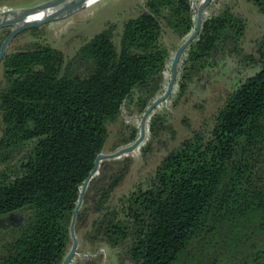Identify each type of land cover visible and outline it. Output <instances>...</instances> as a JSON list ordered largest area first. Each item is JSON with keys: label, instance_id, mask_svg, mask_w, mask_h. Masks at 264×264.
I'll return each mask as SVG.
<instances>
[{"label": "trees", "instance_id": "obj_1", "mask_svg": "<svg viewBox=\"0 0 264 264\" xmlns=\"http://www.w3.org/2000/svg\"><path fill=\"white\" fill-rule=\"evenodd\" d=\"M250 1L264 14V0ZM145 6L125 22L119 47L110 24L70 59L39 42L5 56L0 218L17 235L2 245L0 264L63 263L80 192L104 149L108 124L126 105L146 110L162 91L170 60L164 26L188 37L197 14L192 0ZM247 28L230 6L204 16L180 64L181 94L229 58L255 69L229 94L209 136L195 131L116 202L112 192L129 165L102 161L101 176L94 177L98 168L92 177L76 224L95 213L92 238L123 247L129 264H264V38L259 57L245 53ZM7 35L0 33V46ZM157 125L154 118V133Z\"/></svg>", "mask_w": 264, "mask_h": 264}, {"label": "rangeland", "instance_id": "obj_2", "mask_svg": "<svg viewBox=\"0 0 264 264\" xmlns=\"http://www.w3.org/2000/svg\"><path fill=\"white\" fill-rule=\"evenodd\" d=\"M46 1L49 0H0V12L32 7ZM147 1L98 0L67 18L48 23L40 28L23 31L11 43L9 52L26 49L31 43L39 42L62 50L67 59H70L82 45L110 24L116 25L114 40L119 47L125 22L147 10L145 6ZM192 1L197 14L198 6L202 0ZM225 6H230L235 13L242 15L247 20L248 28L241 45L245 53L259 57L257 50L259 41L264 38V14L250 0H212L206 6L204 16H212ZM11 29V27L4 28L0 30V33L7 34ZM186 38L178 37L164 26L162 43L170 51V60L165 73L163 89L151 103L166 91L171 77L172 60ZM254 70L244 62L229 58L207 79L194 81L184 94L180 93L179 83H176L171 96L159 104L148 117L146 135L142 142L130 152L104 160L117 168L129 165L124 179L112 192L113 201L116 202L120 197L134 191L137 185L144 184L149 177L154 175L157 166L168 152L179 146L184 139L192 137L195 131H202L209 136L214 127L216 116L225 106L229 94L240 80L251 75ZM1 80L0 71V82ZM145 111H140L134 105L124 106L117 120L108 124L109 135L102 153H113L132 144L141 134V121ZM154 118H158V132L156 133L151 130V122ZM165 127L167 128L165 129ZM134 135L136 136L135 140L127 142ZM101 164L98 174L94 177L101 176ZM2 167L3 165L0 164V168ZM88 190L89 186L85 194ZM95 216L96 214L92 211L86 212L84 220L76 224L79 245L77 254L70 264H129L125 261L123 247L113 248L92 238L89 231H91V223ZM16 235L17 232L7 220L0 218V255L2 254V245L11 241ZM71 246L72 238L67 253ZM205 259L209 260L210 257Z\"/></svg>", "mask_w": 264, "mask_h": 264}, {"label": "water", "instance_id": "obj_3", "mask_svg": "<svg viewBox=\"0 0 264 264\" xmlns=\"http://www.w3.org/2000/svg\"><path fill=\"white\" fill-rule=\"evenodd\" d=\"M212 0H202L198 6L197 17H196V25L194 31L186 38V40L179 46L177 49L174 58L171 63L170 72L171 77L168 82V86L166 91L157 97L146 109L144 116L141 121V134L140 136L130 145L125 146L113 153H100L96 157L95 164L93 169L91 170L89 176L84 181L82 186L78 203L76 205L71 225H70V233L72 238V246L69 252L66 254L62 264H70L78 250V237L76 235V222L78 212L83 204L84 195L87 190V187L94 176V174L98 171L100 163L104 160L118 157L126 152H130L134 150L145 138L146 135V122L148 117L152 114V112L157 108V106L163 102H165L172 94L174 86L177 83L179 76V67L184 57L186 50L190 47V45L199 37L203 22H204V12L205 8L208 4L211 3ZM90 0H49L39 5H35L32 7H22L15 8L6 11L0 12V30L11 27V31L8 33L6 38L3 40L1 48H0V66L5 58V56L9 53V48L13 40L23 31L40 28L48 23L62 20L67 18L76 12L84 9L90 4ZM41 13L42 15L39 17H34L36 14Z\"/></svg>", "mask_w": 264, "mask_h": 264}, {"label": "bare ground", "instance_id": "obj_4", "mask_svg": "<svg viewBox=\"0 0 264 264\" xmlns=\"http://www.w3.org/2000/svg\"><path fill=\"white\" fill-rule=\"evenodd\" d=\"M91 2H90V4H92V3H94V2H96V1H98V0H90ZM89 4V5H90ZM42 14L41 13H38V14H36L34 17H39V16H41ZM61 23V22H60ZM56 28V27H55ZM52 29V28H51ZM95 175V174H94Z\"/></svg>", "mask_w": 264, "mask_h": 264}]
</instances>
